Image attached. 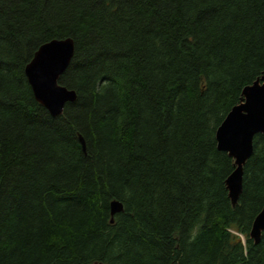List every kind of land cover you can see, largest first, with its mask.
Wrapping results in <instances>:
<instances>
[{"label": "trees", "instance_id": "trees-1", "mask_svg": "<svg viewBox=\"0 0 264 264\" xmlns=\"http://www.w3.org/2000/svg\"><path fill=\"white\" fill-rule=\"evenodd\" d=\"M68 38L51 117L24 68ZM263 71L264 0H0V264H264V137L234 207L215 142Z\"/></svg>", "mask_w": 264, "mask_h": 264}, {"label": "water", "instance_id": "water-1", "mask_svg": "<svg viewBox=\"0 0 264 264\" xmlns=\"http://www.w3.org/2000/svg\"><path fill=\"white\" fill-rule=\"evenodd\" d=\"M71 39L52 40L41 45L24 68V75L34 100L51 117L62 115L67 103L76 100V94L58 83L73 56ZM241 101L233 106L215 131L218 151L233 160V171L225 180L228 199L237 205L242 192L243 168L251 157L253 138L264 137V71L259 80L243 88ZM81 144L82 140H80ZM122 204L110 202V223L113 216L122 212ZM264 233V206L253 219L248 238L258 245Z\"/></svg>", "mask_w": 264, "mask_h": 264}]
</instances>
